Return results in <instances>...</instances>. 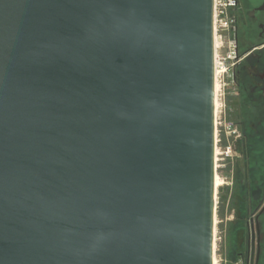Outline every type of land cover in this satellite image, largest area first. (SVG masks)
Returning <instances> with one entry per match:
<instances>
[{
    "label": "water",
    "instance_id": "95a60500",
    "mask_svg": "<svg viewBox=\"0 0 264 264\" xmlns=\"http://www.w3.org/2000/svg\"><path fill=\"white\" fill-rule=\"evenodd\" d=\"M214 0H0V264H214Z\"/></svg>",
    "mask_w": 264,
    "mask_h": 264
},
{
    "label": "flooded vegetation",
    "instance_id": "af4514ba",
    "mask_svg": "<svg viewBox=\"0 0 264 264\" xmlns=\"http://www.w3.org/2000/svg\"><path fill=\"white\" fill-rule=\"evenodd\" d=\"M236 13L234 99L246 105L241 103L236 114L227 165L231 174L228 208L233 215L230 244L232 258L240 264H264V0L254 4L238 0ZM256 32L260 43L249 41L240 53V34L244 42L245 36L251 40Z\"/></svg>",
    "mask_w": 264,
    "mask_h": 264
},
{
    "label": "built area",
    "instance_id": "2783aa9c",
    "mask_svg": "<svg viewBox=\"0 0 264 264\" xmlns=\"http://www.w3.org/2000/svg\"><path fill=\"white\" fill-rule=\"evenodd\" d=\"M237 3L238 0H214L215 72L216 69L222 71L218 77L222 89L219 96L221 107L216 116V148H218L216 173L227 167L225 162L230 159L232 152L231 139L236 133L235 123L229 120L226 112L222 110L225 107V101L222 98L225 97L229 81L234 83V67L238 54ZM222 135L225 141H228V145H221ZM221 162L224 163L221 164Z\"/></svg>",
    "mask_w": 264,
    "mask_h": 264
},
{
    "label": "rangeland",
    "instance_id": "374dc122",
    "mask_svg": "<svg viewBox=\"0 0 264 264\" xmlns=\"http://www.w3.org/2000/svg\"><path fill=\"white\" fill-rule=\"evenodd\" d=\"M249 2H251L252 4H254L257 1L260 0H248ZM237 17L238 14H236ZM243 27V25H242ZM244 29V28H243ZM244 34V32H243ZM246 34V33H245ZM243 35L240 34V53L243 54V52L245 51V49L247 48L248 45H250L251 43L249 41H254V43H260L259 38H258V34L257 32L254 33L251 36V40H245L246 36L244 37V42L242 40ZM224 99L225 101V107L222 109L223 112H226V116L229 120H231L232 122L235 123V121H237L236 119V114L237 111L239 110V107L241 105V103L243 105H246V103L242 100H240V102L235 101L234 99V83L232 84V82L229 81L228 86L226 87L225 90V97L222 98V100ZM245 107V106H244ZM231 110V112H230ZM236 110V112H235ZM243 113V111H242ZM224 116V115H223ZM243 116H245V113H243ZM246 117V116H245ZM243 118V117H241ZM244 118H243V122H244ZM222 144L221 145H228V141L226 142L224 139V135H222ZM232 140V139H231ZM232 143V141H231ZM224 162H221V164H223ZM227 165L230 164V159H228L225 162ZM229 166L225 169H223L221 172H217L219 177H221L223 179L224 184L222 186H220L217 189V208H216V218H217V223H216V248H215V256L217 258V264H240L241 262L235 260V258H232V252H231V244H230V240H231V222H232V218L233 215L230 213V210L228 208V204H229V197H230V170L228 169ZM221 202V204H220ZM232 259V260H231ZM239 262V263H238Z\"/></svg>",
    "mask_w": 264,
    "mask_h": 264
},
{
    "label": "bare ground",
    "instance_id": "6f19581e",
    "mask_svg": "<svg viewBox=\"0 0 264 264\" xmlns=\"http://www.w3.org/2000/svg\"><path fill=\"white\" fill-rule=\"evenodd\" d=\"M221 72L222 71L217 70V69H216V72H215V75H216V116H218V113H219V110H220V107H221V102H220L219 96H220V92H221L222 86H221V84L219 82V79H218V77L221 74ZM217 155H218V148H216V158H217ZM217 160H218V158H217ZM217 165L218 164L216 163V166ZM215 180H216V188L217 189L224 184L223 179L221 177H219L218 173H216V179ZM217 221L218 220L215 217V236H214L215 238H214V240H216V229H217L216 228V223H217ZM214 245H215V248H216V241H215ZM215 248H214V250H215ZM214 264H217V258L215 256V254H214Z\"/></svg>",
    "mask_w": 264,
    "mask_h": 264
}]
</instances>
